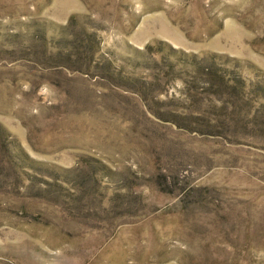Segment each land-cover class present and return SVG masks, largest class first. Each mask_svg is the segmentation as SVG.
<instances>
[{
  "label": "rangeland",
  "instance_id": "374dc122",
  "mask_svg": "<svg viewBox=\"0 0 264 264\" xmlns=\"http://www.w3.org/2000/svg\"><path fill=\"white\" fill-rule=\"evenodd\" d=\"M0 264H264V0H0Z\"/></svg>",
  "mask_w": 264,
  "mask_h": 264
}]
</instances>
